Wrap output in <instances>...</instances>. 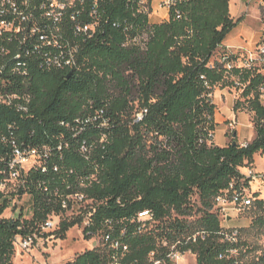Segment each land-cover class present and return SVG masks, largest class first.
<instances>
[{
	"label": "trees",
	"instance_id": "trees-1",
	"mask_svg": "<svg viewBox=\"0 0 264 264\" xmlns=\"http://www.w3.org/2000/svg\"><path fill=\"white\" fill-rule=\"evenodd\" d=\"M231 1L171 0L160 23L150 22L152 0H75L67 8L62 31L78 44L75 68L41 70L31 63L27 111L0 107V138L11 132L18 143L48 152L47 172H30L27 179L30 224L60 213L59 197L71 186L97 204L93 231L104 218L153 214L154 223L141 234L125 222L124 264H145L150 251H165L163 240L181 241L179 249L195 264L237 263L231 251L246 244L238 230L234 241L228 239L232 229L222 226L215 200L230 193V185L247 186L239 169L249 167L255 154L264 155V70L236 67L240 52L223 45L238 24ZM73 12L81 23H97L90 39L73 35ZM230 85L241 89L233 111L253 114L255 137L244 146L218 147L212 94ZM103 134L106 142L99 144ZM82 142L90 146L87 155L79 152ZM90 174L95 180L77 188ZM252 198L249 228L263 227L264 200L256 193ZM78 222L62 221L61 236ZM17 226L0 218V264H11ZM196 234L203 237L193 241ZM108 256L106 250L87 251L73 263L107 264ZM254 264H264V255Z\"/></svg>",
	"mask_w": 264,
	"mask_h": 264
},
{
	"label": "built area",
	"instance_id": "built-area-1",
	"mask_svg": "<svg viewBox=\"0 0 264 264\" xmlns=\"http://www.w3.org/2000/svg\"><path fill=\"white\" fill-rule=\"evenodd\" d=\"M74 2L75 0H0V107L15 109L17 112L27 111L30 95L24 85L29 79L31 63L41 70L75 68L78 44L67 38L62 31L63 17L67 8L73 7ZM256 2L264 12V0ZM162 3L168 12L171 0ZM141 4H144V1ZM77 14L78 12H73L68 17L73 35L90 39L97 23H81L77 20ZM152 14L151 6L149 19ZM227 49L233 52L232 49ZM258 55L260 58L264 57V39L258 47ZM252 57L250 53L246 57L240 53L235 66L250 68L255 61ZM227 68L230 69L231 65ZM261 92V99L264 101V89ZM97 113L101 115L102 111ZM145 113V110L137 113L134 119L140 120ZM235 120L233 117L229 124L231 129ZM100 124L102 127L107 125L106 122ZM8 130L10 131V128ZM98 142H106L104 134L99 136ZM0 149V218L18 223L11 240L12 252L21 254L34 248L45 247L60 227V221L70 218L79 220L76 225L79 224L81 235L85 236L83 239L90 243L88 251H109L107 264H124V258L129 252V246L123 240L127 232L125 222L134 225L137 234L146 232L154 223L153 214L145 210L137 212L127 220L104 218L100 229L93 231L97 204L81 191L73 192V187L66 186L69 192L59 197L61 212H52L43 222L30 224L33 203L26 193L27 179L30 172H47L45 162L48 152L46 148L18 143L11 132L9 136L0 138ZM79 152L83 155L89 154L90 146L82 142ZM58 170L57 165L52 166L53 173ZM242 176L243 180L248 181L262 179L261 175L256 176L252 170H247ZM94 180V174L82 177L77 181V188H84ZM230 189V193L226 192L215 200L217 211L224 221L231 218L230 213L239 215L247 210L253 201V193L250 194L246 186L241 190H234L230 185ZM57 193L58 191H55L54 195ZM25 204H28V207H25ZM29 207L30 216L27 215ZM197 236L202 238L203 234L194 235L193 241ZM236 236L237 230L232 229L228 239L234 241ZM179 245H183L181 241L171 245L163 240L162 248L165 251H150L145 264H183L188 256L192 255L179 249Z\"/></svg>",
	"mask_w": 264,
	"mask_h": 264
},
{
	"label": "rangeland",
	"instance_id": "rangeland-1",
	"mask_svg": "<svg viewBox=\"0 0 264 264\" xmlns=\"http://www.w3.org/2000/svg\"><path fill=\"white\" fill-rule=\"evenodd\" d=\"M230 3L231 17L234 21H238V24L227 36L226 46L240 43L243 47L233 49V52L243 53L244 57L250 53L255 60L252 64L253 67L263 72L264 57H259L258 47L260 41L264 39V12L257 6L256 0H232ZM164 14L163 3H156L151 21L162 20ZM240 94L241 89L231 85L222 89L216 87L213 91L212 101L218 111L217 122L220 124L215 127L214 131V144L218 147L227 146L231 142L242 146L252 142L253 114L244 109L233 111L234 102ZM233 117L236 120L233 129H231L229 124ZM247 170H252L256 176L261 175L262 179L248 181L246 189L250 194L256 193L260 199L264 200V155L255 154L249 167L239 169L241 174H246ZM25 207H28V204H25ZM27 215H31L30 207L27 210ZM197 216H193L190 220ZM230 217L229 220L222 221V226L225 229L238 230L241 242L246 244L245 247L231 252L237 260L236 264H254L261 254L264 255V226L249 228L255 218V211L252 208L239 215L230 213ZM70 220L67 218L66 221ZM62 221L64 220H61L60 223ZM78 227L79 224H75L63 236L59 232V227L53 234V238L43 248H34L21 254L13 251L10 257L11 264H66L73 262L77 256L90 249V243L83 239L85 236L81 235L80 227ZM183 264H195V258L188 256Z\"/></svg>",
	"mask_w": 264,
	"mask_h": 264
},
{
	"label": "crops",
	"instance_id": "crops-1",
	"mask_svg": "<svg viewBox=\"0 0 264 264\" xmlns=\"http://www.w3.org/2000/svg\"><path fill=\"white\" fill-rule=\"evenodd\" d=\"M162 1H165V0H153L152 1V3H151V6H152V9L154 10V5L156 4V3H160V2H162ZM231 4V3H230ZM163 11H164V16H163V18H162V20H160V21H156V20H153V21H151V17H150V22L151 23H160L161 21H163V20H167V17H168V12H167V10L165 9V8H163ZM230 14L232 15V13H231V10H230ZM237 38H239V37H237ZM236 40V39H235ZM223 45L225 46V47H227V48H230V49H239V48H241V47H243L240 43L239 44H233V45H231V46H226V40L223 42ZM214 118H215V122H216V124L217 125H220V124H218V122H217V119H218V111H217V109H216V106H215V115H214ZM226 119H228L227 117H226ZM254 137H255V133H253V135H252V137H251V140H253L254 139ZM248 142V141H247ZM241 145V144H240ZM254 163H255V158H254Z\"/></svg>",
	"mask_w": 264,
	"mask_h": 264
},
{
	"label": "water",
	"instance_id": "water-1",
	"mask_svg": "<svg viewBox=\"0 0 264 264\" xmlns=\"http://www.w3.org/2000/svg\"><path fill=\"white\" fill-rule=\"evenodd\" d=\"M69 76H70V74H69ZM234 145H236V144L234 143Z\"/></svg>",
	"mask_w": 264,
	"mask_h": 264
}]
</instances>
